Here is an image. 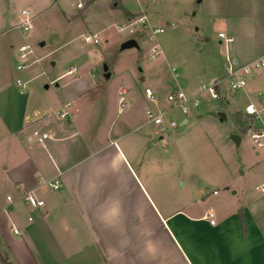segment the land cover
I'll list each match as a JSON object with an SVG mask.
<instances>
[{"label":"rangeland","instance_id":"374dc122","mask_svg":"<svg viewBox=\"0 0 264 264\" xmlns=\"http://www.w3.org/2000/svg\"><path fill=\"white\" fill-rule=\"evenodd\" d=\"M119 1L121 7L113 8V0H0V88L17 86L20 79L25 89L17 88L30 95L29 104L58 88L87 90L97 101V115L110 118L119 113L118 94L125 86L126 107L116 116L115 128L130 123L128 136L147 145V156L159 158L152 172L175 175L179 197L207 199L214 189L221 194L237 190L234 198L248 196L263 213L264 192L257 186L264 185V146H256L247 133L240 134L239 143L231 135L237 131L232 113L249 102L260 109L258 122L264 123V67L236 91L224 76L227 57L241 58L240 64L264 57V0ZM23 10L31 12L28 31L21 26ZM125 10L132 17L146 14L148 24H136L130 31ZM151 27L164 30L150 38ZM220 31L232 36L228 46ZM94 34L97 43L86 41ZM130 38L138 46L121 48ZM156 44L161 51L152 56ZM22 45L28 47L27 65L17 69ZM219 80V97L213 98L203 85ZM147 87L154 90L157 104L146 97ZM177 89L199 100L188 114L169 111L167 96ZM149 106L168 110L167 117L177 126L159 131L147 120ZM219 112L225 113L223 120ZM182 118L188 122L181 124ZM110 136L117 137L116 132Z\"/></svg>","mask_w":264,"mask_h":264},{"label":"crops","instance_id":"0c3cea01","mask_svg":"<svg viewBox=\"0 0 264 264\" xmlns=\"http://www.w3.org/2000/svg\"><path fill=\"white\" fill-rule=\"evenodd\" d=\"M17 86L0 88V262L264 264V212L248 196L214 189L207 199L179 197L175 175L152 172L159 158L128 136L130 123L115 128L119 108L110 118L97 115L90 91L64 88L29 104L30 95ZM245 107L235 112L245 115ZM65 110L67 116L58 114ZM34 130L51 137L40 144ZM56 179L61 184L52 188ZM26 191L43 199V208H31Z\"/></svg>","mask_w":264,"mask_h":264},{"label":"built area","instance_id":"2783aa9c","mask_svg":"<svg viewBox=\"0 0 264 264\" xmlns=\"http://www.w3.org/2000/svg\"><path fill=\"white\" fill-rule=\"evenodd\" d=\"M80 5V4H79ZM29 10H23L22 14L25 16V19L21 26L25 31H28L32 27L31 18ZM136 24H141L145 26L148 24V18L146 14H141L139 16H131L129 17V27L130 31H133V26ZM151 34L149 35L150 38H154L156 34L163 32L162 27H151ZM218 36L221 39L225 40V43L228 44L233 41L232 36H228L225 32L220 31L218 33ZM86 41H93L95 43L98 42L97 35H89L86 38ZM26 45L20 46V57L22 59V63L17 65V69H23L27 65V50ZM160 49L158 44L154 46L152 49V56H158L160 54ZM228 59V65L226 67V74L225 78L228 80L229 87L232 91H236L238 89H244L247 85V78L252 76L255 72V70L264 67V57H261L259 59L253 60L246 64H240L239 62H236L234 58ZM74 69H71L68 71V73L72 74L74 72ZM172 70H175V68H172ZM219 81H216L212 85L204 86V89H206L210 95L213 98L219 97ZM17 84L21 86L23 89H25V83L22 82L20 79H17ZM126 89L123 88L120 93L119 98V104L118 108L119 110H122L126 107ZM145 94L146 97L154 104H157V97L155 95V92L150 87L145 88ZM259 96H262V94L259 92ZM167 101L169 103V111L172 110H180L182 114H188L190 112L191 106L197 107L199 105V100L196 95H188L183 90L177 89L175 91H172L167 96ZM261 109H264V99H261L260 101ZM249 108L252 109V111H249ZM259 110L254 103H249L245 107V115L248 116L247 119L249 121L247 134L250 136V138L253 140L254 144L258 147L264 146V123H259ZM168 111V110H167ZM167 111H163L159 108H154L152 106H149L146 109V116L149 123L153 124L159 131L163 132L168 128H173L177 126V121L175 119H170L167 117ZM58 114L62 117H65L69 114L67 110ZM33 138L40 143L44 144L45 140L47 138L51 137V132L46 131L42 132L40 130H34L32 133ZM60 181L58 179L50 182V186L52 188H58L60 186ZM258 189L262 190L264 192V185L257 186ZM216 192V191H215ZM23 199L26 201V203L33 209H41L45 205V201L43 199L38 198L32 191H26L23 194ZM7 200L9 202L13 201V198L8 195ZM3 210L6 211V206H4ZM206 217L210 219V223L214 224V212L212 210H208L206 213ZM29 220H33L32 216H29ZM10 230L15 234L20 236L21 230L20 228L14 223L11 222ZM1 247V242H0Z\"/></svg>","mask_w":264,"mask_h":264},{"label":"trees","instance_id":"16d2710c","mask_svg":"<svg viewBox=\"0 0 264 264\" xmlns=\"http://www.w3.org/2000/svg\"><path fill=\"white\" fill-rule=\"evenodd\" d=\"M112 7L113 8L121 7L120 1L119 0H113ZM125 12H126L127 15H130V13L127 10H125ZM247 117L248 116L244 115L242 113V111H238V112H235V113L232 114V119L234 121V124H235V126L237 128V132L239 134L246 133L247 130H248L249 121H248ZM240 215H241V217H243L241 212H240ZM2 262L4 264H8L6 262V258H4V257L2 258Z\"/></svg>","mask_w":264,"mask_h":264},{"label":"water","instance_id":"95a60500","mask_svg":"<svg viewBox=\"0 0 264 264\" xmlns=\"http://www.w3.org/2000/svg\"><path fill=\"white\" fill-rule=\"evenodd\" d=\"M132 46H138V43L134 38H130V39H127L126 41H124L121 45V48H127V47H132ZM235 61L238 62V59H236ZM104 70H105V76L109 78L110 72L108 71V67L105 66ZM219 115H220L221 120H223L225 118V113L219 112ZM231 137L236 143H239V141H240V135L239 134L234 133L231 135Z\"/></svg>","mask_w":264,"mask_h":264},{"label":"snow or ice","instance_id":"6c2138e0","mask_svg":"<svg viewBox=\"0 0 264 264\" xmlns=\"http://www.w3.org/2000/svg\"><path fill=\"white\" fill-rule=\"evenodd\" d=\"M249 111H252V109H251V108H249Z\"/></svg>","mask_w":264,"mask_h":264}]
</instances>
